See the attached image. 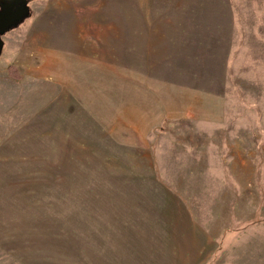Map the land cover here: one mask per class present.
Masks as SVG:
<instances>
[{
    "label": "rangeland",
    "instance_id": "1",
    "mask_svg": "<svg viewBox=\"0 0 264 264\" xmlns=\"http://www.w3.org/2000/svg\"><path fill=\"white\" fill-rule=\"evenodd\" d=\"M25 1L0 264H264V0Z\"/></svg>",
    "mask_w": 264,
    "mask_h": 264
},
{
    "label": "water",
    "instance_id": "2",
    "mask_svg": "<svg viewBox=\"0 0 264 264\" xmlns=\"http://www.w3.org/2000/svg\"><path fill=\"white\" fill-rule=\"evenodd\" d=\"M0 8V34L7 28H10L20 22L28 13V6L25 0H3ZM17 5L11 11V7ZM3 41L0 38V53L2 51Z\"/></svg>",
    "mask_w": 264,
    "mask_h": 264
},
{
    "label": "flooded vegetation",
    "instance_id": "3",
    "mask_svg": "<svg viewBox=\"0 0 264 264\" xmlns=\"http://www.w3.org/2000/svg\"><path fill=\"white\" fill-rule=\"evenodd\" d=\"M17 5H14V6H9L11 7V11H13L15 8H16Z\"/></svg>",
    "mask_w": 264,
    "mask_h": 264
}]
</instances>
